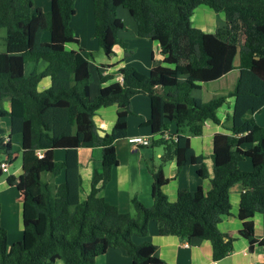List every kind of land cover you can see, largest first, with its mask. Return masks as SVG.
<instances>
[{
	"label": "trees",
	"instance_id": "obj_1",
	"mask_svg": "<svg viewBox=\"0 0 264 264\" xmlns=\"http://www.w3.org/2000/svg\"><path fill=\"white\" fill-rule=\"evenodd\" d=\"M50 8H33L32 0H0V29L5 51L0 53V117L10 118V132L0 137V164L21 155V171L10 174L6 183L15 187L22 201V237L8 244L0 222V264H95L110 248H120L132 264H166L155 256L156 246L146 238L150 222L160 235L189 241L210 242L214 261L233 251L236 238L219 230L224 216L231 214L229 190L240 183V236L262 249L264 237L255 238L252 217L264 215V127L253 119L249 131L240 125L227 126L216 112L225 96L207 102L191 96L201 84L219 81L234 69L249 73V110L258 114L264 107V0H91L93 36L107 59L119 45L128 57L130 50L118 32L125 29L117 10L126 9L137 34L159 43L163 65L141 73L132 66L119 70L122 81L105 85L111 75L100 76L104 84L90 98L91 52L67 49L78 43L71 18L74 0H49ZM199 6L222 15L224 27L205 33L191 25ZM49 41H42L43 33ZM238 64L235 66V59ZM44 61L46 67L25 74L28 62ZM103 66V65H102ZM44 78L50 86L38 90ZM229 92V95H232ZM136 95L149 98L151 115L141 127L150 128L151 147L163 152L156 165H148L152 177V204L146 207L134 197L133 214L99 196L118 165L115 142L127 137L130 100ZM5 98L10 108L3 106ZM120 103L122 110L108 133L101 134L93 116L102 108ZM220 124L231 134L213 137L211 188L204 192L179 189L170 201L163 191L165 165L175 160L178 169L196 166L200 178H207L205 158L195 154L190 138L200 136L205 121ZM170 124L174 132H168ZM0 130V134H3ZM101 149V169L95 170L86 197L80 198L82 179L78 149ZM63 152L62 160L55 151ZM41 154V155H40ZM40 155V156H39ZM249 159L251 170L239 168ZM3 171L0 168V177ZM62 175L61 183L56 178Z\"/></svg>",
	"mask_w": 264,
	"mask_h": 264
},
{
	"label": "crops",
	"instance_id": "obj_2",
	"mask_svg": "<svg viewBox=\"0 0 264 264\" xmlns=\"http://www.w3.org/2000/svg\"><path fill=\"white\" fill-rule=\"evenodd\" d=\"M41 9L46 12V8ZM197 9L198 7L192 16L197 12ZM77 14L78 9L75 8V15L71 21L72 28L77 27ZM117 15L125 23V29L118 32V37L126 42L127 47L131 52L128 57H125L124 50L117 45L114 47L113 56L109 59L103 55V57L96 62V59H94L93 56V59L89 63V70L91 73L89 83L90 98H94L98 94L100 88L104 85L100 82L99 74L113 76L112 79L105 83V85H108L119 81V70L124 66H132L139 72L145 74L153 67L163 65L164 63V55L161 53L159 43L155 40L138 36L135 22L129 12L120 7L117 10ZM200 15L208 20L210 17L212 20L209 21L212 22L216 19L215 30L219 27L225 26L224 18L221 19L219 14L208 16V13L202 9L199 13V16ZM206 25V22L203 23L201 29ZM43 41L47 42L46 37L43 38ZM78 43L82 45V40L78 39ZM84 47L85 46H81L80 48L84 49ZM90 48L95 49L92 46ZM71 49L75 50V48L70 45L69 50ZM27 64H29L28 71L26 70ZM45 67L46 63L44 61L38 63L28 62L24 66L25 74L30 73L32 70L40 72L44 70ZM235 71L238 72V75L240 74L239 78L236 80H240V83L237 82L234 86L230 87H220V82L226 80V78ZM248 85L249 73L245 70L234 69L219 81L201 84L200 88L191 92V95L195 98L201 99L203 102H207L216 96H225V102L216 112L218 119L222 123L225 122L227 126L240 125L242 127L240 134L247 133L249 131L247 121L250 119H253L258 126L264 127V107L256 115H252L249 110V97L247 95ZM49 86L50 78H44L39 83L38 90H44ZM229 92H232L233 94L229 95ZM3 106L6 110L10 108L9 98L4 99ZM120 110H122L121 104L114 103L107 107H102L95 112L93 121L101 134L110 132L114 125L116 114ZM130 110L131 113L128 115L127 137L115 142L118 165L112 168L110 181L101 188L98 195L116 205L121 212L133 214V208L131 205L132 198H138L146 207H150L152 204L151 188L153 180L148 171V165H156L153 160L155 156L154 151L160 149V152H158L156 157L159 159L163 149L161 147L152 148L150 146L151 144L143 146L133 145L129 142V138L131 137L140 136L149 138L151 135L150 128L141 127L149 120L151 115L149 98L144 95H136L132 97L130 100ZM96 117H98L97 121H95ZM10 125V118L0 117V130L4 131L3 134H0V137H7L10 132ZM174 131L175 125L170 124L168 132ZM217 133L231 134V131L225 129V127L220 124L207 120L203 125L202 134L190 138L191 147L195 154H201L205 158L204 163L208 172L207 178L202 179L198 176L196 166H188L179 170L175 160L170 161L165 165L163 172L167 183L164 185L163 191L170 201H175L179 189L194 190L201 187L204 192H207L211 188V154L213 151V137ZM101 155V149L97 147L78 149L79 172L82 179L80 198L82 200L86 197V194L90 189L94 171L101 169ZM19 157L21 160L20 154L15 155L12 162L8 163L9 171L6 172L8 173L7 175H18L20 173L21 165L18 173H14L19 169L14 170V164ZM55 158L57 160H62L63 152L61 150L55 151ZM11 168H13V172L11 171ZM239 168L245 171L251 170L252 165L250 160L246 159L242 161L239 164ZM62 179L63 177L60 175L56 178V182L61 183ZM4 180L6 182V178ZM241 192L242 188L240 183H236L230 188L229 200L231 203V214L224 216L218 225L221 232L236 238L233 244L232 253L220 261L213 260L212 246L210 242L200 238L185 241L180 240L176 236H162L159 234L155 222L149 223L148 236L146 238L134 237L133 240L137 244L144 240L150 241L156 246L155 256L166 264H259L263 260L262 249L258 244H255L250 251L248 241L239 234V230L242 226V221L239 218V201ZM252 221L254 224L255 238L259 240L261 237H264V215L255 214L252 217ZM54 264H63V261L61 259H56ZM95 264H132V258L126 255V253L120 248H110L105 254L96 258Z\"/></svg>",
	"mask_w": 264,
	"mask_h": 264
},
{
	"label": "rangeland",
	"instance_id": "obj_3",
	"mask_svg": "<svg viewBox=\"0 0 264 264\" xmlns=\"http://www.w3.org/2000/svg\"><path fill=\"white\" fill-rule=\"evenodd\" d=\"M33 1V8H46V11L49 10L50 8V3L49 0H32ZM74 8L78 9V14L76 17V26L73 28L74 35L77 39L82 40V45L80 43H70L66 45V48L69 49L70 45L75 48V50L79 49L81 46H85L84 50H88L89 52L92 53L94 56V59L99 60L100 58L103 57L104 52L101 48H99V45L97 41L95 40L93 36L94 32V22L92 19V6H91V0H74ZM202 9L208 13V16L210 15H217L219 13L214 12L210 8H207L205 6H199L197 9V12L192 16L191 18V25L194 28H198L202 30L205 33H213L215 24H216V19L212 21L210 17L209 20L205 19L204 16L200 15L199 13L202 11ZM75 15V14H74ZM73 15V17H74ZM220 18L223 19L222 15L219 14ZM71 18V21L73 19ZM70 21V25H71ZM207 23L206 26L201 29L203 23ZM71 27H73L71 25ZM4 30L0 29V52H3L5 49L4 46ZM47 39V42L49 41V34L47 32L43 33L42 41L43 38ZM94 47L90 48V47ZM238 64V58L235 59L234 65L236 66ZM29 69V64L26 65V70L28 71ZM238 72L235 71L232 73L230 76L226 78V80H222L220 82V87L221 86H234L235 83H240V80L236 81L240 74H237ZM192 96V95H191ZM205 98V97H202ZM206 100V99H204ZM97 118H95V121H97ZM160 148V147H159ZM196 150V147H195ZM158 152H160V149H156L154 151V163H158V159L156 158L158 155ZM197 152V151H196ZM8 164V162H6ZM20 165H21V160L20 157L17 159V162L14 164V170L18 169L14 173H18L20 170ZM148 165V163H147ZM9 171V170H8ZM11 171L13 172V168H11ZM8 173L2 174V177L0 178V217L2 220V226L7 229L8 231V244L11 245L14 242H17L21 240L22 237V219H21V213H22V199L21 196L18 192V190L13 187L9 186L5 182V178ZM176 200V199H175ZM0 220V222H1Z\"/></svg>",
	"mask_w": 264,
	"mask_h": 264
},
{
	"label": "built area",
	"instance_id": "obj_4",
	"mask_svg": "<svg viewBox=\"0 0 264 264\" xmlns=\"http://www.w3.org/2000/svg\"><path fill=\"white\" fill-rule=\"evenodd\" d=\"M122 81V78L119 77V82ZM129 142L133 145H143V146H148L150 144V139L147 137H140V136H135L129 138ZM41 155V154H40ZM39 155V156H40ZM0 168L3 171V173L8 172L9 170V164L3 162L0 164Z\"/></svg>",
	"mask_w": 264,
	"mask_h": 264
}]
</instances>
